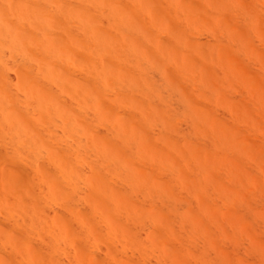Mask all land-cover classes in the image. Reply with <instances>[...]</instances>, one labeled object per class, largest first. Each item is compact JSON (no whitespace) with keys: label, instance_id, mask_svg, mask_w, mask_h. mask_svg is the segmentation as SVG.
Instances as JSON below:
<instances>
[{"label":"bare ground","instance_id":"1","mask_svg":"<svg viewBox=\"0 0 264 264\" xmlns=\"http://www.w3.org/2000/svg\"><path fill=\"white\" fill-rule=\"evenodd\" d=\"M0 264H264V0H0Z\"/></svg>","mask_w":264,"mask_h":264}]
</instances>
